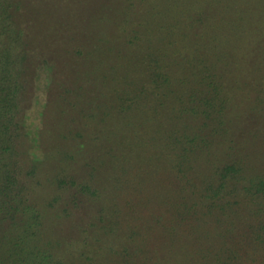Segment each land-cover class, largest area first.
Masks as SVG:
<instances>
[{
  "label": "rangeland",
  "instance_id": "rangeland-1",
  "mask_svg": "<svg viewBox=\"0 0 264 264\" xmlns=\"http://www.w3.org/2000/svg\"><path fill=\"white\" fill-rule=\"evenodd\" d=\"M0 43V264H264V0H0Z\"/></svg>",
  "mask_w": 264,
  "mask_h": 264
},
{
  "label": "trees",
  "instance_id": "trees-1",
  "mask_svg": "<svg viewBox=\"0 0 264 264\" xmlns=\"http://www.w3.org/2000/svg\"><path fill=\"white\" fill-rule=\"evenodd\" d=\"M5 47L1 46L0 43V51H3ZM2 56V52H0V57ZM10 69L9 62L5 61L0 64V133H2L4 129L3 121L7 115V107L10 101L11 93L10 88L12 86V79H10ZM11 84V85H10Z\"/></svg>",
  "mask_w": 264,
  "mask_h": 264
}]
</instances>
